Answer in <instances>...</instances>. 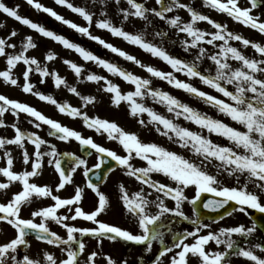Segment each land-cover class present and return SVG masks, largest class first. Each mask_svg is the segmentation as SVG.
<instances>
[{
    "label": "snow or ice",
    "instance_id": "obj_1",
    "mask_svg": "<svg viewBox=\"0 0 264 264\" xmlns=\"http://www.w3.org/2000/svg\"><path fill=\"white\" fill-rule=\"evenodd\" d=\"M26 2L36 10L48 13L56 20L88 36L91 40L97 41L113 53H117L126 60L134 62L144 68L151 76L165 80L174 87L201 98L224 115L230 117L231 120L242 125L245 130H240L222 120L207 116L190 105L182 103L168 92L154 89L151 86L152 81L150 79L135 75L122 69L115 63L102 59L90 50H86L80 44L70 41L65 36L45 28L30 18L21 16L19 14V6L15 8L8 7L0 0V11L9 17L36 30L44 37L61 43L65 48L75 50L85 61H93L98 66L106 69L107 72L117 75L124 81L134 85V91L122 93L120 86L108 80L105 76L95 73H90L86 76L87 81L96 83L101 81L106 82L103 90L114 94L112 96V103L114 105L119 106L121 101H128L130 115L136 117L147 113L149 123L155 124L157 126L156 130L161 135L166 136L169 140L174 139L181 148L190 149L196 156L202 157L200 163H197L159 144L145 143L140 140L136 133L124 130L114 121L101 119L100 117H90L80 107L72 106L67 102H60L54 96L43 92H34V85L29 80L30 74L33 71L38 72L42 77L51 76L56 88H60L61 86L66 87L69 92L81 98L84 107H87L96 100L95 96H81L77 88L69 85L67 80L58 72H50L47 66H41L37 58L26 55L29 49L37 47L31 35L24 38L19 53L7 52L6 49L16 48L15 44H9L8 42L11 37L18 35L17 31L12 30L7 39L0 37V57H6L7 65L5 70H0V78H2L3 82L11 86L18 85L19 79L14 77L13 69L20 62H23L27 66L22 73L24 80L22 85L23 92L32 93L40 100L56 106L61 114L73 119L81 118L85 127L94 129L97 133H106L109 140L118 141L122 145L126 155H119L114 150L96 143L92 137H84L81 132L48 117L37 108L27 103L10 99L3 94H0V127L6 126L2 117L9 110L17 117L20 112L26 113L34 118L31 122L36 129H39L42 124L49 126V136L57 137L61 141L74 139L79 142L82 148L94 149L98 155V162L93 165L94 168L99 169L104 165L106 155L113 159L117 165L123 166L126 174L129 177H134L141 185L153 189L158 194H163V197H171L175 201V206H167L160 195H157L155 200H150L148 197L152 193H146L143 187L130 195L128 189L121 183L119 186L121 193L120 200L127 212L135 218L138 232L134 234L125 228L98 219L109 208L110 201L109 197L100 190L99 185L93 183L91 179L88 180L87 184L98 197V204L90 212L84 211L80 206V202L83 199V188L76 187L75 193L71 198H61L59 195L53 194V189L50 186H40L34 182H30L31 178L40 174L44 156L51 157L48 163L50 165L54 164L55 170L59 174L60 182L56 186V191L64 189L65 185L72 180L68 171L62 167L61 157L72 156L74 158L75 166L70 168L72 173L81 165H84L85 176H88L92 171V168L87 167V161L79 156H75L73 153H59L55 145H49V142L38 135L37 132H26L16 124H12L11 127L15 131L14 137L10 139L0 137V149L5 150L4 156L7 157V166L0 167V174L7 178V182H0V190L9 189L13 182H20L22 188L13 193L7 202H0V221L7 222L16 231L14 238L0 243V264H41V260L34 259L28 254H24L22 259H17V250L22 245L28 246L29 242L26 237L30 234H35L38 240L44 241L48 245L64 246L62 250L66 253V256L59 260L53 254L45 252L44 261L46 264H80L78 258L85 251L86 245L82 239L77 238L76 233H79L81 236L96 238L98 244H102L106 238L110 241L122 239L126 242L144 245V251L148 253L152 252L153 242H158L161 248L152 260V264H162L164 257H168V264H190V254L191 257L198 258V264H231L229 260L230 255L246 258L254 262V264H264V256L257 255L254 250L259 249L261 252H264V244L257 243L252 247H241L233 239V235H239L245 239L251 236L256 231L255 221L251 227L239 224L238 226L221 228L218 232L209 231L206 234H201L202 228H209L210 226L208 224H201L199 213H197V218L191 221L196 225L194 230L175 233L172 235L170 242L165 241V233L161 230L164 227L162 217L165 214L175 215L188 220L189 217L182 211V204L188 200L189 203L195 206L203 193H213L216 197H219V199H211L204 203L203 207L205 209L216 211L224 208L229 202H235L239 208H233L232 211L238 210L247 214L248 209H255L264 214V203L261 202L260 195L256 191L249 190V185L251 184L260 193H264V59L245 56L237 47L232 46L229 41H240L244 47L251 45L261 56H264V45L251 41L238 33H233L227 28L226 24L219 23L211 17L201 14L188 5L181 3V0H170L169 3H165V0H156V4L159 5L158 10L155 7H146L144 3H139L137 0H127L132 11L123 8L120 11L123 13L124 20H127L129 16H134L147 21L149 15H154L161 20H165L173 28L178 29L179 33H185L188 37H191L190 41L185 39L183 44L185 50L198 48V54L192 62H187L170 55L161 46L147 41L143 33H130L125 31L122 26L114 25L108 19L97 21V27L106 29L112 35L121 37L131 44L139 46L144 51L165 61L174 70L185 73L187 77L199 78L203 84L228 97L231 102H227L224 99L200 90L192 83L177 79L172 72H164L151 65H145L137 57L114 46L99 36L92 35L89 29L93 22V13L84 7L75 6L70 0H55V2L78 13L87 21L88 26H81L66 19L53 8L40 3L39 0H26ZM119 2L120 0H116L117 4ZM206 3L211 8L221 13H226L235 21L264 34V21H260L259 17L252 14L253 9L264 5V0H248L250 6L245 7L240 6L239 0H206ZM179 8L187 9L191 17L190 22L182 23L179 15L174 17L166 15L174 9ZM198 21H207L213 26L215 31L205 32L201 30L196 26ZM155 35L166 36L167 33L156 32ZM206 37L210 38L206 39ZM202 41L208 45L222 41V43L218 44L219 51L208 57L215 65L214 75L211 74L210 70L207 73L202 72L196 62L202 60L207 53L204 47H200ZM229 58L241 62V66L234 69L228 62ZM45 59L47 61L55 60L56 53L49 51ZM64 63L74 70L78 78L81 76L83 72L82 65H77L71 60H65ZM43 82L44 80L42 79L41 83ZM228 85H234V90H229ZM149 95L154 101L164 104L167 107V111L173 113L175 118L183 117L185 120L198 125L201 129H206L209 134L215 133L219 137L226 138L230 142V145L216 143L210 138V135L205 136L201 132L182 127L175 123L173 119H169L154 109L146 107L143 103L137 102L136 98L142 99ZM139 123L144 125L145 121L140 119ZM25 140L30 141L35 146L34 159L33 156L29 155L27 149L24 148ZM9 145H15L24 149L23 163L27 165L31 160V170L21 172L13 170V156L11 151L7 149ZM42 145H49L50 150L42 152ZM88 154L91 155V152ZM134 156L146 161L147 166L134 167L130 163ZM213 161L219 162L217 164L218 172L223 170L236 180V186L220 185L217 176L210 174L206 170V162L211 163ZM154 173H162L175 186L154 180L152 178V174ZM241 178L244 180L243 183H241ZM189 186L195 187V195L191 200L184 193V189ZM44 197L51 198L54 203L50 206L33 210L30 213V218H23L21 216L24 206L30 205L34 198ZM152 205H155L157 209L155 213L149 210ZM61 208H67L68 213H71V215L58 214V210ZM227 214L230 216L232 212H228ZM36 218H40V222H37ZM77 218L91 221L95 226L76 227L74 224L67 222L69 220L75 221ZM223 218V216L220 217V219ZM49 221H54L62 226L66 230L67 238L65 239L57 232L52 231L49 228ZM189 238H191V242H189ZM209 242H214L217 246L223 245L224 248L223 250L209 251L207 249ZM73 244L76 247H73ZM169 254L171 255L169 256ZM98 255L97 251H92L86 257V264H96V257ZM106 264H117V261L111 256H107ZM122 264H128V261L123 260Z\"/></svg>",
    "mask_w": 264,
    "mask_h": 264
},
{
    "label": "rangeland",
    "instance_id": "obj_2",
    "mask_svg": "<svg viewBox=\"0 0 264 264\" xmlns=\"http://www.w3.org/2000/svg\"><path fill=\"white\" fill-rule=\"evenodd\" d=\"M8 7L15 8L19 6V14L21 16L30 18L34 22H37L43 25L45 28L56 32L57 34L65 36L67 39L74 43L80 44L86 50H90L95 55L101 57L102 59H106L112 63L117 64L122 69L132 72L135 75H139L143 78L150 79L152 81V87L154 89H160L165 92H168L172 96L178 98L182 103L188 104L191 107L195 108L201 113L206 114L214 119H219L229 124L232 127L239 128L240 130H245L242 125H239L237 122L231 120L230 117L221 113L217 108L213 107L211 104L206 103L201 98L188 93L182 89H178L174 87L172 84H169L167 81L162 80L157 77L151 76L144 68L135 64L132 61L126 60L124 57H121L117 53H113L111 50L105 48L103 45L99 44L97 41L91 40L88 36L83 35L77 32L75 29L63 24L61 21L56 20L54 17L50 16L48 13L36 10L34 7L29 5L26 0H2ZM40 3L44 4L47 7L53 8L57 13L64 16L66 19H69L81 26H88L87 21L83 19L78 13H75L68 9L66 6L58 5L55 0H39ZM75 6L84 7L89 12L93 13V22L90 27V32L92 35H96L104 39L105 41L113 44L114 46L121 48L127 53L137 57L140 61L145 65H151L159 70L164 72H172L173 75L180 80H183L188 83H192L194 86L199 88L202 91H205L211 95L217 96L220 99H224L227 102H231L228 97L223 96L222 93L217 92L215 89L210 88L209 86L203 84L199 78H190L185 75L183 72H179L174 70L169 64H167L162 59L153 56L152 54L144 51L137 45H133L130 42L124 40L121 37H117L111 34L110 31L106 29H101L97 27V21L100 19H108L116 26H122L125 31L130 33H143L144 37L147 41L152 42L158 46L164 48L170 55L185 60L187 62H192L195 60L196 55L198 54V48H189L185 50V46L183 41L185 39L191 40V37H188L185 33H179L178 29L170 26L165 20H161L154 15H149L148 20H143L141 18H137L134 16H129L127 20L123 19V13L120 9H128L132 11L131 6L127 3V0H120L119 4L116 3V0H70ZM139 3H144L146 7L149 8H157L159 9V5L156 4V0H137ZM170 0H165V3H169ZM181 3L188 5L194 10L200 12L203 15H207L211 17L213 20L226 24L227 28L233 33H238L241 36L254 41L259 42L264 45V34H261L258 30L253 29L249 26H245L240 22L235 21L233 18L229 17L226 13H221L216 9L211 8L207 5L206 0H181ZM239 4L242 7L250 6L248 4V0H239ZM252 14L254 16L259 17L260 21H264V5H261L255 9H253ZM168 17H174L179 15L181 17V22H190V13L186 8L174 9L172 12L166 14ZM150 21V23H149ZM197 27L205 32L215 31L212 25H210L207 21H198ZM12 30L17 31L18 35L15 37H11L8 40L9 44H15V49H6L7 52L19 53L21 51V44L26 36L31 35L33 37L34 42L37 47L34 49H29L26 55L30 57L37 58L41 66H47L50 72H58L62 77L67 80V83L71 86H75L77 90L81 93V96L90 95L95 96V102L89 104L87 107H84V103L80 97L68 91V89L64 86L60 88H56L53 82V78L42 77L38 72L33 71L30 74L29 80L34 85V92H43L47 95L54 96L60 102H67L75 107H80L82 111H86L90 117H100L101 119H107L109 121L116 122L120 127L128 132L136 133L140 140L145 143H156L159 144L171 151H175L180 155H183L185 158L189 160H194L197 163H200L202 157L196 156L190 149L181 148L175 140H169L166 136L161 135L160 132L156 130V125L149 123V116L147 113H143L136 117L130 115V107L128 101H121L119 106H116L112 103V96L114 94L107 93L104 91V87L106 86L105 81H101L99 83L91 82L86 80V76L90 73H95L97 75H102L107 77L108 80H111L113 83L120 86L121 92L126 93L129 91H134L135 86L129 82L124 81L121 77L117 75H113L107 72L101 66H98L93 61H85L79 53L75 52V50L65 48L61 43L54 41L51 38L44 37L36 30L31 29L30 27L23 25L21 22L16 21L14 18L9 17L7 14L0 11V37L8 38ZM156 32L167 33L166 36H156ZM210 38V37H206ZM222 43V41H218L213 45H208L206 42L202 41L200 47H204L207 50L206 55L200 61H196L199 69L202 72L207 73L209 70L211 74H215V65L208 58L210 55L215 54L219 51L218 44ZM229 43L237 47L245 56L249 58L255 59H264V56H261L260 53L256 52L255 49L249 45L248 47H244L240 41H229ZM52 51L56 53V59L53 61H47L45 59L46 54ZM65 60H71L75 62L77 65L83 66V72L81 76L78 78L74 70H72L67 64L64 63ZM232 67L238 68L241 66V62L232 60L229 58L228 61ZM6 65V57H0V70H5ZM26 65L23 62H20L15 69H13L14 77L19 79V84L16 86H11L3 82L2 78H0V94H3L10 99L18 100L22 103H27L30 106L37 108L43 114L48 117L55 119L61 122L63 125L71 127L82 133L84 137H92L93 140L111 150H114L119 155H126L125 150L122 145L119 144L118 141L109 140L107 138L106 133H97L94 129H89L85 127L81 118H71L67 115L61 114L56 106L40 100L37 96L32 93H25L22 90V85L24 83L22 73L26 69ZM259 75V74H258ZM44 80L41 83V80ZM229 90H234V85H228ZM137 102L143 103L146 107L154 109L156 112L165 115L169 119H173L175 123L179 124L182 127H187L192 131L201 132L205 136H209L210 138L221 145H230V142L223 137L217 136L215 133L209 134L206 129H201L198 125L192 123L191 121L185 120L183 117L175 118L173 113L167 111V107L164 104L158 103L152 99V97L145 96L144 98H136ZM5 121V127H0V133L6 132V136L9 138H13L15 135L14 129L11 127L12 124H16L23 131L26 132H37L43 139L49 142V145H55L58 149H64L65 151H71L73 154L78 155V150L75 151L74 139H70V142H60L57 138L48 135V127L47 125H41L39 129L34 127V124L31 122L34 120L33 117L29 116L26 113L20 112L17 117L11 110L4 113L2 117ZM143 119L145 121L144 125L139 123V120ZM162 127V126H161ZM76 142V141H75ZM49 145L47 147L49 148ZM34 145L31 144L30 141L25 140L24 148L27 149L30 156L34 154ZM14 156L16 158V166L19 167H29L31 166L32 161L30 160L27 165L23 163V150L22 148L15 146ZM34 159V156H33ZM51 157H44L43 160L47 162V166L45 170L48 172V177L51 175V170H53L54 164L50 165L48 160ZM44 163V161H42ZM93 163V160H87V166ZM218 161H213L211 163L205 164L206 170L212 174L216 175L220 185L222 186H236V180L229 176L223 170L218 172L217 164ZM139 167L147 166V162L140 159L138 161ZM80 169H85L84 165H81L74 172L73 178L79 177ZM116 177H123V172L118 171L116 173ZM152 178L158 180L160 183L164 184H173L166 176L162 173H154L152 174ZM244 180L241 178V183ZM173 186H175L173 184ZM147 186H144L145 192H147ZM249 190L256 191L260 197L261 202L264 203V193H260L253 185H249ZM151 193L155 194L156 192ZM185 195L191 200L195 195V187L189 186L184 189ZM158 194V193H156ZM164 199V202L169 207L175 206V201L171 199V197H163V194H158ZM152 199V198H151ZM150 199V200H151ZM193 205L189 203L188 200L184 201L182 204V211L189 217L186 223H181L182 230L178 229L177 232H172L170 235H174L175 233H183L186 231L194 230L196 225H194L191 221L197 218V215L192 207ZM239 208V207H238ZM237 208V209H238ZM117 209H120L118 207ZM92 210V209H91ZM250 210V209H248ZM155 212V211H154ZM109 215V216H108ZM106 214H103V218ZM107 217H114V215L107 214ZM178 217V216H176ZM248 213L233 211L232 215L225 216L223 219L219 220H199L201 224H208L209 228H202L201 234H206L209 231L218 232L219 229L224 227H233L238 226L239 224H244L246 227H251V224L248 219ZM176 227L179 225V221L176 222ZM258 237L260 234L258 231H255L251 236L241 237L239 235H233V239L237 241V243L241 247H252L255 244L259 243ZM171 241V240H170ZM169 241V242H170ZM189 242H191V238H189ZM110 249L108 245H110ZM156 244V243H155ZM39 243H32V247L28 254L30 257L34 259L41 260V264H46L44 261V253L49 252L53 254L57 259L63 258L66 256V253L60 248L49 245L44 246ZM121 246V245H120ZM118 244H114L113 242L107 243V241H103L102 244H98L97 240L91 239V252L97 251L99 255L96 257V264H106V257L111 256L113 259L117 261V264H122L123 260H118L122 253L126 255V260L128 264H152V260L154 259V255L144 250L136 249L135 247H120ZM43 247V248H42ZM109 249L110 252H107L106 249ZM161 248V245H153V251L156 252L157 249ZM224 246H217L214 242H209L207 249L209 251H217L223 250ZM257 255H260L259 249H254ZM145 253L148 256L141 257V255ZM150 254V255H149ZM171 254H169L170 256ZM192 260L198 259L191 257ZM229 260L231 264H254V262L247 260L243 257H237L230 255ZM162 264H168V257H164L162 260Z\"/></svg>",
    "mask_w": 264,
    "mask_h": 264
},
{
    "label": "flooded vegetation",
    "instance_id": "obj_3",
    "mask_svg": "<svg viewBox=\"0 0 264 264\" xmlns=\"http://www.w3.org/2000/svg\"><path fill=\"white\" fill-rule=\"evenodd\" d=\"M5 134H6V132L0 133V137L9 138ZM54 138H57V137H54ZM59 141L62 143L70 142V141H61V140H59ZM74 144L76 146L75 151L78 150V152H79L78 155L77 154H75V155L79 156L82 159H85L86 161L92 159L93 163L92 164L90 163L87 167L93 169L94 168L93 165H95L98 162V155H97L96 151L94 149H92L93 152L91 153V155L84 156V155L80 154L81 148H80L79 142L74 141ZM14 147H15V145L7 146V149L9 151H11L12 156H13V170L16 172H21L24 170H31V166H29V167H22L20 165H19V167L16 166V158H15L14 153H13L15 151ZM33 147H35V146H33ZM56 149L59 153L65 151L64 149H61V148L60 149L56 148ZM49 150H50V148H48L47 145L41 146L42 152H47ZM4 152H5L4 149H0V157H3V158H0V167L7 166V157L4 156ZM68 152L72 153L71 151H68ZM44 157H46V156H44ZM140 159H141L140 157L134 156L133 159L130 161V163H132L134 167L138 168L139 167L138 161ZM43 161H44V163L42 162V169L40 170V174L36 177L31 178L30 182H34L40 186H43V185L50 186L53 189V194L59 195L61 198H71L75 193L76 187L83 188L84 193H83V199L80 202V206L83 208L84 211L90 212V211L95 209V207L98 204V197L88 187V184H87V182L89 180V176L91 177V172L88 174V178H87V176L84 175V169H80L79 177L73 178L74 173H72L70 171V168L75 166V161H74L68 170V174L71 175V177H72L71 182L67 183L65 185L64 189L56 191V186L60 182L59 174L54 168L53 170H51V175L48 177V172H47V170H45V167L47 166V162L45 160H43ZM118 171L123 172V177H121V178L116 177V173ZM154 180H156V179H154ZM0 182H7V178L4 177L2 174H0ZM98 182H100V181H98ZM121 183L125 185V187L129 191L130 195H131V193L140 190L141 187L144 188V186L141 185V183L139 181L135 180L134 177H129L126 174V170L123 166L114 167V168L110 169L107 172V174L105 175L103 182L96 183L97 185H99L100 190L102 192H104L109 197V201H110L109 208L104 213H102L98 217V219H100L104 222L113 224L115 226L125 228L129 231H132L135 234L138 232V227H137V224L135 222V218L127 212V210L124 208V206L122 204V201L120 200L121 193L119 191V186ZM21 188H22V184L20 182H13V184L10 186L9 189L0 190V202H7L11 198L13 193L21 190ZM146 189H147V192H151L150 188H146ZM152 192H155V191L152 189ZM157 195L158 194H156V193L151 194L148 198L149 199L152 198L151 200H155ZM53 203H54V201H52L51 198H48V197L34 198L30 205H26L22 208L21 216L23 218H30V213L33 210H37L40 207L50 206ZM118 207H120V209H117ZM149 210L153 213H155L157 211L155 205L150 206ZM253 212H254L253 210L247 211V213L249 215V217H248L249 221L248 222H250L251 226L253 225V222H254V220L252 219ZM58 214H60V215H71V213H68L67 208L59 209ZM103 214H106V216H104V218H103ZM107 214H110V215L113 214L114 217H107ZM36 221L40 222V218H36ZM178 221H179V225L176 227V224H177L176 222H178ZM67 222L70 224H74L76 227H93V226H95V225H93V222L85 221L82 218H77V220H75V221L69 220ZM162 222L164 224V227L161 230L165 233V241L169 242L171 240V237H172L170 234L172 232H177L178 229L182 230V227L180 224L182 222L186 223L188 221L184 220L182 217H176L175 215L165 214V216L162 217ZM49 228L52 231L57 232L63 238H65V239L67 238L66 230L63 229L62 226L58 225L56 222L49 221ZM256 231H258L260 234V237H258L260 244H263L264 243V233L262 231H260V229L257 227V225H256ZM15 235H16V231L12 226L7 224V222H5V221H0V243H4V242L9 241L10 239L14 238ZM75 235L77 236L78 239H82L86 245L85 251L83 253H81L79 258H78L80 261V264H86V257L91 253V239H93V240H97V239L93 238L91 236H81L79 233H76ZM26 239L28 240L29 244H28V246H23V245L20 246V248L17 250V253H16L17 259H22L23 255L26 254L28 251H30V249L32 247V243H39V244H42V245L47 246V247L49 246L46 242L38 240L36 238L35 234H30L28 237H26ZM104 240L107 241V243L113 242L114 244H118L119 246L121 245L122 247H125V248L135 247L136 249H139V250H144V248H145L144 245H137V244L132 243V242L123 241L122 239H117L116 241H110V240L105 238ZM111 245L112 244L108 245L109 249H110ZM153 245H159V243L153 242ZM53 246H56V245H53ZM56 247L60 248V250H62L64 248L63 245L56 246ZM73 247H76V245L73 244ZM108 248L106 249V251L110 252V250ZM152 254L155 257L158 254V249L156 252H154L152 250ZM260 254L262 256H264V252L260 251ZM126 255H127V253H125V255L122 253V255L120 256V258L118 260H126ZM144 256H148V254L143 253L141 255V257H144ZM59 259L60 258H58V260ZM190 264H198V259L192 260L191 254H190Z\"/></svg>",
    "mask_w": 264,
    "mask_h": 264
},
{
    "label": "water",
    "instance_id": "obj_4",
    "mask_svg": "<svg viewBox=\"0 0 264 264\" xmlns=\"http://www.w3.org/2000/svg\"><path fill=\"white\" fill-rule=\"evenodd\" d=\"M110 159H111L110 157H107L105 155V163H104V165H102L101 168H99V169H95L96 171L93 172L94 176H91V180L93 178H95V176L97 177V175H99L101 172L106 171V169H108V167H110V165H111ZM69 161H71V157L70 156H63V159L61 160L62 167L67 165V163ZM115 164H117V163L115 162ZM211 199H219V197H216L215 195H212V194H209V193H203L201 195V199L199 201H197V203L195 205V208H196V210H197V212L199 213L200 216L214 217V218L215 217H220L223 214L227 213L228 211L232 210L236 206L235 202H229V204L225 205L224 208L218 209L216 211H213V210H210V209H205L203 207V204L206 203L208 200H211ZM256 212H257V214L254 216V218L257 221L258 226L264 231V214L260 213L258 210Z\"/></svg>",
    "mask_w": 264,
    "mask_h": 264
}]
</instances>
